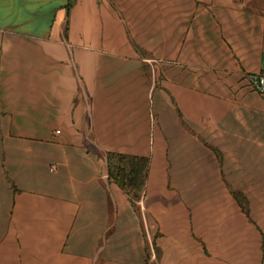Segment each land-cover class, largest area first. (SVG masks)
Here are the masks:
<instances>
[{"label":"crops","instance_id":"0c3cea01","mask_svg":"<svg viewBox=\"0 0 264 264\" xmlns=\"http://www.w3.org/2000/svg\"><path fill=\"white\" fill-rule=\"evenodd\" d=\"M250 74L263 0H0V264H264Z\"/></svg>","mask_w":264,"mask_h":264},{"label":"trees","instance_id":"16d2710c","mask_svg":"<svg viewBox=\"0 0 264 264\" xmlns=\"http://www.w3.org/2000/svg\"><path fill=\"white\" fill-rule=\"evenodd\" d=\"M111 172L116 181L122 186L132 189L142 187L145 183L149 159L145 156H128L118 153H108ZM138 193L135 194V197Z\"/></svg>","mask_w":264,"mask_h":264},{"label":"built area","instance_id":"2783aa9c","mask_svg":"<svg viewBox=\"0 0 264 264\" xmlns=\"http://www.w3.org/2000/svg\"><path fill=\"white\" fill-rule=\"evenodd\" d=\"M254 87L264 94V75H249Z\"/></svg>","mask_w":264,"mask_h":264},{"label":"rangeland","instance_id":"374dc122","mask_svg":"<svg viewBox=\"0 0 264 264\" xmlns=\"http://www.w3.org/2000/svg\"><path fill=\"white\" fill-rule=\"evenodd\" d=\"M264 1V0H263Z\"/></svg>","mask_w":264,"mask_h":264}]
</instances>
